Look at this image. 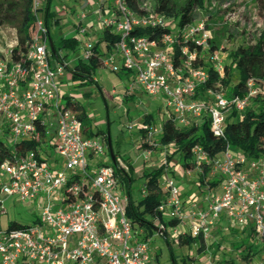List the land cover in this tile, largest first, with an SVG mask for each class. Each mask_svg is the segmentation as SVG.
I'll return each mask as SVG.
<instances>
[{"label":"built area","instance_id":"1","mask_svg":"<svg viewBox=\"0 0 264 264\" xmlns=\"http://www.w3.org/2000/svg\"><path fill=\"white\" fill-rule=\"evenodd\" d=\"M41 8L40 0H35V30L28 52L19 60L12 53L10 58H0V123L8 128V143L14 146L12 158L0 164V207L5 214L4 194L23 202L36 200L42 212L32 226L0 230V264H150V243L127 216L118 165L103 162L109 156L108 143L101 136H86L77 113L65 103L62 79L70 63L57 47V53L52 50L51 29ZM102 9L106 13L100 21L105 30L119 37L110 52L105 44L101 47L103 66L116 73L130 72L148 97L163 99L165 111L160 115L164 120L173 119L184 128L200 126L208 118L214 136L222 138L229 115L244 113L253 98L264 93V79H251L244 96L230 98L214 89L207 90L204 98L198 96L209 79L208 71L199 65L202 60L209 57L213 69L225 75L222 49L212 51L208 18L179 28L173 18L145 4L138 14L129 0H101ZM79 18L75 29L81 43L79 59L88 61L96 44L86 39L88 27L83 23L87 16ZM141 28L168 31L158 42L135 35ZM180 42L179 56L174 59ZM162 134L161 124H156L146 142L156 148V136ZM22 142L35 144V149L19 155ZM192 154L186 173L209 177L215 185L187 204L178 180L166 169L162 179L167 196L159 210L166 220L179 225L169 227L157 220L161 233L169 237L190 234L208 242L214 231L235 225L242 232L253 231V237L264 245V154L250 158L229 146L211 157L200 145ZM151 156L152 150L141 153L145 160Z\"/></svg>","mask_w":264,"mask_h":264},{"label":"rangeland","instance_id":"2","mask_svg":"<svg viewBox=\"0 0 264 264\" xmlns=\"http://www.w3.org/2000/svg\"><path fill=\"white\" fill-rule=\"evenodd\" d=\"M11 1L19 0H0V8ZM100 1L54 0L52 11L55 18L50 21L49 27L56 45L60 43L61 38L76 36L73 30L76 23L79 22V17L83 14L87 16L83 23L88 27L86 39L94 44L100 42L105 31L100 16H104L106 13L103 9V11H100ZM172 1L179 6L186 2V0ZM40 2L44 10L47 0H40ZM156 2L157 0H139L140 4L147 5L152 11L155 9ZM43 12L41 11V16L44 17ZM199 14V20L209 19V27L213 30L212 35L216 39L219 48L222 49V58L225 64L231 62L229 59L231 51L240 46L253 45L264 29V26L257 27V25L263 23L257 0H207L206 8ZM55 20L59 22L57 25ZM18 43L17 24H0V58H10ZM101 47L104 48V43L101 44ZM62 52L65 53L66 51L62 50ZM76 63L77 61L70 63L62 79L61 92L65 96L72 97V108L76 113L75 106H78V104L84 109L85 120L83 126L88 134L98 133L107 143L110 135L113 150L118 155L117 160L121 161L126 168L128 167L127 163L134 165L136 182L132 187V194L134 199H138L145 189L144 171L158 168L176 150L175 146H169L167 158L165 159L166 149L161 145V137L156 136L158 147L154 149L146 142V138H143L139 133L144 116L149 113H155L159 116L165 111V104L161 100L158 101L159 103L156 102L155 98L148 97L143 91H140L133 78L126 75L125 72L116 73L109 67L102 66L98 70L95 75L98 80L97 83L91 82L80 86L79 82L72 80L70 71L76 66ZM117 63L121 64L119 61ZM233 81L234 83L238 81L237 74ZM160 122L158 120V126ZM0 139H6L7 142L10 139L8 128L1 123ZM8 145L13 150L14 146L10 143ZM151 150V158L145 160L141 157L142 152ZM90 162L96 164V161L92 159H90ZM103 162L114 165L110 152ZM166 169L169 171V175L175 176L178 180L182 188L183 199L187 204L190 203L192 198L200 196L207 186L213 185L209 177L204 179L199 173L188 175L186 166L177 154L168 163ZM161 185L164 188L162 178ZM121 193L124 197H127V188L122 181ZM1 200L4 201L3 206L6 213L2 214L0 207V230H8L14 223L22 226H32L38 222L41 216V203L36 200L23 202L18 197H9L4 194L1 195ZM156 224L158 223L156 222ZM181 230L184 229L181 228ZM248 232H242L235 225H232L229 230L214 231L212 237L206 242L207 251L205 253H199L197 245L191 247L179 245L177 236L169 237V239L174 241V252L179 264L182 261H185L186 264H264V245L253 236L246 241L253 244L254 259L252 261L244 260L242 252L237 250V246L246 239ZM149 243L153 254L150 264L173 263L170 248L163 236L157 234Z\"/></svg>","mask_w":264,"mask_h":264},{"label":"trees","instance_id":"3","mask_svg":"<svg viewBox=\"0 0 264 264\" xmlns=\"http://www.w3.org/2000/svg\"><path fill=\"white\" fill-rule=\"evenodd\" d=\"M34 1L35 0L11 1L7 3V5H2L0 8V24H17L19 43L12 51V58L14 60H19L23 54L28 52V43L31 41L32 34L35 30L36 16L33 10ZM53 1L54 0H47L44 10L42 8L40 9V11H44L43 18L48 29H50V21L55 18V14L52 11ZM129 3L132 10L138 14L143 13L142 4L139 3V0H129ZM206 3L207 0H186L183 5L179 6L172 0H157L155 10L158 13L165 14L169 18H173L177 26L183 28L199 20V12L206 8ZM257 5L264 24V0H257ZM58 23V20H55V24L57 25ZM167 31L168 29L166 28H141L136 29L134 34L147 35L152 40L160 42ZM118 40V36L110 34L109 30H105L102 40L95 45L94 56L88 61H84L80 58L76 66L70 69L72 80L79 82L80 86L87 85L91 82L97 83L94 81V77L103 66V57L105 56L101 44L104 43L106 45V50L110 52L113 45ZM182 44L183 42H180L176 45L173 56L174 59L178 58L179 47ZM54 48L57 53L55 43ZM80 48L81 43L76 37L60 39L59 50L66 51L65 58L77 54ZM217 49H219V45L216 39H214L212 41V51ZM229 59L231 62L230 64H225L224 77H221L220 74L213 69L209 57L200 62L199 65L204 67L209 73L208 81L198 91V96L200 98H204L206 91L209 89L217 91L223 90L230 98L234 96H244L248 92L247 84L249 80L254 79L259 82L264 79V29L261 31L256 43L248 46H240L236 50L231 51L229 53ZM125 74L129 76L131 73L125 72ZM236 74L238 76V81L234 83L233 79ZM64 100L65 103L73 106L72 97L64 96ZM75 107L77 109V116L83 124L85 120L84 109L79 104ZM158 120L161 121L160 124L163 129L161 145L167 149L169 146L176 147L175 152L167 159V164L177 154L183 161L184 166L190 168V161L193 156L192 150L196 145L202 146L211 157H216L220 153L226 151L229 146L235 150L242 151L250 158H258L264 154V93L257 94L252 100V105L244 113L239 114L233 111L229 115L225 136L222 138H216L214 136L211 131V121L208 118L200 126L194 124L192 126L180 128L173 119L164 120L163 116H158L155 113H149L144 116L142 127L139 130L140 135L146 138L149 130L157 124ZM84 134L88 137L99 136L98 133L88 134L85 128ZM22 145L21 151L18 153L19 155H24L28 150L35 149V144L22 142ZM115 155L116 157L118 156L117 154ZM12 156V149L8 145L6 139H0V164L7 159H11ZM127 164L128 170H125L120 168L118 163L116 172L127 188L126 212L128 218L132 221L134 227L142 232L141 238L144 241L149 242L157 234L163 236L171 251L172 264H179L174 252V241L169 239L167 232L161 233L159 226L156 224V221L160 220L169 227H176L179 225L178 221L166 220L159 210L163 202L166 201L167 196L161 185V178L164 176L167 164L162 163L156 169L144 171L143 177L146 179L145 189L142 196L138 199H134L132 194V187L136 182V169L133 164ZM213 185H215V183H213ZM22 227L24 226L14 223L8 230ZM248 233L246 239L237 246V250L242 252V258L244 260L252 261L254 259L253 244L246 241L249 237L253 236V231ZM178 242L181 246L188 245L191 247L197 245L199 253H205L207 251L206 242L202 237L194 238L190 234H181L178 236ZM181 264L186 263L182 261Z\"/></svg>","mask_w":264,"mask_h":264},{"label":"crops","instance_id":"4","mask_svg":"<svg viewBox=\"0 0 264 264\" xmlns=\"http://www.w3.org/2000/svg\"><path fill=\"white\" fill-rule=\"evenodd\" d=\"M77 23H78V22H77ZM77 23H76V25H75V28H74L73 32H75V29L77 28ZM89 27H90V25H89ZM51 33H52V32H51ZM75 37H76V36H75ZM52 41H53V44H54L55 41H54L53 36H52ZM59 44H60V43H59ZM59 44L56 45V43H55V45H56V47H57L58 49H59ZM60 51H62V50H60ZM80 52H81V50L77 53L76 56H75V55H73V56H71V57L68 56V58H66L67 61H69V63H71L72 61H77V62H78L79 57H80ZM62 54L65 56L66 53H63V52H62ZM129 77L133 78L131 74L129 75ZM95 82H96V81H95ZM136 86H137V85H136ZM137 87H138V86H137ZM138 89H139L140 91H142L140 87H138ZM160 100L163 102V99H161V98L155 99L156 102H158V101H160ZM158 103H159V102H158Z\"/></svg>","mask_w":264,"mask_h":264},{"label":"water","instance_id":"5","mask_svg":"<svg viewBox=\"0 0 264 264\" xmlns=\"http://www.w3.org/2000/svg\"><path fill=\"white\" fill-rule=\"evenodd\" d=\"M51 46H52V50L54 51L53 45H51ZM108 148H109L110 155L112 156L113 164L115 166H117L118 165V160H117V157H116L115 152L113 150L112 140H111L110 135L108 137Z\"/></svg>","mask_w":264,"mask_h":264}]
</instances>
